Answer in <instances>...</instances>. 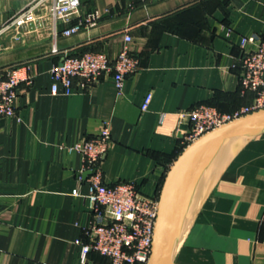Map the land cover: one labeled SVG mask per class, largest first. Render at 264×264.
I'll use <instances>...</instances> for the list:
<instances>
[{
  "label": "crops",
  "instance_id": "obj_1",
  "mask_svg": "<svg viewBox=\"0 0 264 264\" xmlns=\"http://www.w3.org/2000/svg\"><path fill=\"white\" fill-rule=\"evenodd\" d=\"M0 0V27L22 9ZM102 13L96 25L69 37L15 42L0 38V71L21 68L15 115L0 119V264H78L91 213L82 156L67 152L96 134L103 122L111 146L101 159L102 181H129L146 196L159 195L183 150L184 113L207 105L233 113L252 93L239 82L243 37L264 40V0H80L78 17ZM129 49L139 70L118 95L111 75L92 90L51 93L50 69L65 55L89 51L114 58ZM152 98L147 110L141 105ZM77 190L79 195H73ZM175 264H264V134L248 142L224 169L180 246Z\"/></svg>",
  "mask_w": 264,
  "mask_h": 264
},
{
  "label": "built area",
  "instance_id": "obj_2",
  "mask_svg": "<svg viewBox=\"0 0 264 264\" xmlns=\"http://www.w3.org/2000/svg\"><path fill=\"white\" fill-rule=\"evenodd\" d=\"M25 5L3 26L0 38L10 33L15 42H25L32 37L49 39L56 53L55 41L69 37L82 28L96 25L102 13L95 10L86 13L77 23L62 30L58 25L67 24L78 17L80 0H22ZM124 46L114 58L104 52L89 51L77 55H65L50 69L51 93L72 95L86 93L94 88L100 77L111 75L118 95L123 93L128 76L136 73L140 66L138 58L129 49L132 38L124 35ZM239 82L244 91L252 93L248 105L233 113H219L207 105H197L179 114L185 118L186 128L179 129L183 149L206 133L264 108V40L258 35L243 37L238 57ZM21 68L0 71V119L15 115V100L18 86L29 77H22ZM148 93L141 105L145 111L151 101ZM111 132L107 122L91 137H85L71 146H62L67 152L82 156L81 174L85 173L88 192L84 195L91 213L90 225L85 229V241L76 239L79 246L78 264H149L154 229L158 217L157 196L140 193L129 181L104 184L101 159L111 146ZM73 195H79L74 190Z\"/></svg>",
  "mask_w": 264,
  "mask_h": 264
},
{
  "label": "water",
  "instance_id": "obj_3",
  "mask_svg": "<svg viewBox=\"0 0 264 264\" xmlns=\"http://www.w3.org/2000/svg\"><path fill=\"white\" fill-rule=\"evenodd\" d=\"M263 134L264 108L206 133L181 151L158 195L149 264H175L176 250L224 169L248 142Z\"/></svg>",
  "mask_w": 264,
  "mask_h": 264
},
{
  "label": "bare ground",
  "instance_id": "obj_4",
  "mask_svg": "<svg viewBox=\"0 0 264 264\" xmlns=\"http://www.w3.org/2000/svg\"><path fill=\"white\" fill-rule=\"evenodd\" d=\"M181 244V243H180ZM180 246V245H179Z\"/></svg>",
  "mask_w": 264,
  "mask_h": 264
}]
</instances>
